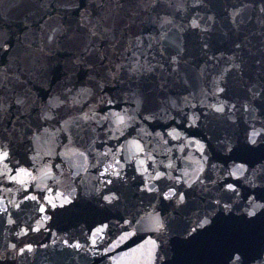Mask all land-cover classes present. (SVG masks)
Returning <instances> with one entry per match:
<instances>
[{
	"label": "water",
	"instance_id": "obj_1",
	"mask_svg": "<svg viewBox=\"0 0 264 264\" xmlns=\"http://www.w3.org/2000/svg\"><path fill=\"white\" fill-rule=\"evenodd\" d=\"M245 4L234 23L233 13ZM261 7L264 0H155V6L153 0H0V150L10 157L0 162V264H231L236 248L245 264H264V218L247 217L249 197L264 203V187L252 188L243 177L230 212H217L191 236L185 232L210 210L220 185L233 182L227 171L243 163L244 177L256 183L264 174V144L246 150L253 126L264 133V102L251 101L255 111L242 107L250 102L249 87H264V64L257 63L264 59ZM164 17L172 23L161 27ZM193 19L208 31L191 27ZM233 55L243 60V76L228 72L226 91L214 93ZM116 65L123 67L112 80ZM133 67L139 71L129 72ZM124 109L135 120L122 134L109 132L102 117ZM147 112L156 118L143 120ZM194 114L198 127H188L186 117ZM114 159L127 183L114 180L109 187L120 201L103 206L97 193L106 191L101 182L109 177L101 173ZM200 166L203 183L189 188L184 180ZM21 167L31 176H18ZM138 167L147 168L145 178L154 169L182 177L150 183L183 192L185 203L138 191ZM33 195L38 204L24 199ZM64 197L73 203L61 208ZM155 213L168 218L165 243L143 221ZM122 218L141 223L125 225Z\"/></svg>",
	"mask_w": 264,
	"mask_h": 264
},
{
	"label": "snow or ice",
	"instance_id": "obj_2",
	"mask_svg": "<svg viewBox=\"0 0 264 264\" xmlns=\"http://www.w3.org/2000/svg\"><path fill=\"white\" fill-rule=\"evenodd\" d=\"M153 6H155V0H153ZM249 7V5L245 4L242 6L241 9H237L233 13V18H234V23H235V17L239 16L243 10V8ZM260 11L264 13V7L260 8ZM209 19H212L209 17ZM172 21L166 17L161 18V27H163L164 24H170ZM191 27L200 29L201 31H208L207 28H201V25L197 22V20L193 19L191 23ZM235 48L239 49L242 47L241 43H236ZM6 47V45H5ZM207 47V45H205ZM229 60L231 63L228 65V68L225 69V72L221 74V76L217 79L215 83V89L214 93H224L226 91V86H227V81L224 80V76L232 71L235 70L240 76H243V69H242V64L243 60L242 58L237 62V56L233 55L229 57ZM79 62V61H78ZM172 62L173 64L177 63L176 58L172 57ZM258 64H264V59L258 60ZM123 67V65H116L114 66V70H111L109 72V76L112 80L118 79L119 74H120V69ZM139 69L133 67L129 68V72L131 73H137ZM94 79V77H91ZM221 81H223L225 86H221ZM97 86L98 87H103V84L99 81H97ZM161 87H163V84H161ZM83 92H91V89H83ZM247 91L251 94L250 95V102L245 103L242 105L243 109L245 112L248 111H255L254 108H251V101H255L257 99H260L262 102H264V87L260 89H256V86L253 85L247 89ZM186 99V98H185ZM108 104L114 103L113 100L109 99L105 101ZM17 103H21V101H17ZM51 104V101L49 102ZM137 103V108L139 109L143 103L142 97H139L136 101ZM173 106L175 107V103L173 102ZM213 110L216 113H221L223 114L225 112V107L223 105H211ZM231 107L235 108V105L233 104ZM147 111V110H145ZM179 111V109H178ZM45 119H51L52 117L48 116L45 114L43 117ZM135 115L131 114L127 109L122 110L121 112H112L110 114H107L102 117V119L110 125L109 127V132H119L122 134V130L126 127L129 126V122L135 120ZM156 118V114L153 112H147L146 115H142V119L145 121L153 120ZM87 119V117H85ZM199 117L196 116L195 114L191 117H186L187 120V126L188 127H198L197 121ZM262 119H264V113H262ZM99 123V122H97ZM262 128H264V123H262ZM174 131V130H173ZM168 136L172 137V139H180L179 134L173 135V132L167 133ZM260 138L259 140L257 138ZM34 139L38 140L39 137H34ZM209 140L212 139L211 136L208 137ZM248 144L251 145V148H247V151H252L254 148L259 144H264V133L257 131L255 127L253 126V130L251 132V135L247 137ZM192 141H190L191 143ZM200 145L201 149V157L202 159H207L206 156L203 154V149H204V144L200 143V141H195ZM220 144L224 146V151L225 152H231L232 151V146L227 143L225 140H220L218 141ZM164 143H168L167 140L164 141ZM137 147L140 149V151H143V146L137 143ZM81 156H83V153H80ZM105 156L108 155V153H104ZM9 154L6 151L0 150V162L7 161L9 160ZM155 163V161H153ZM141 166H143L144 161L140 162ZM5 167L7 165L5 164ZM166 169L167 168H172L173 165L168 164L164 166ZM203 171V167L200 166L197 169V174L195 175L194 179L191 180H184V183L189 187H193V184L199 181L201 184L203 181L200 179L199 173ZM247 171V167L245 164H237L235 168L231 171H227V175L232 178L233 182H223L220 185V190H219V195L217 198H214L211 201V206L210 210L205 214V216L202 219H199L197 222V226L194 228H191L190 230L185 229V232L188 236H191L192 233H196L197 229H203L206 226H209L213 223L212 217L215 216L217 212H224L228 213L231 211V202L234 200L235 196L238 195V187L236 181H239L242 177L245 179V182L250 185L252 188L256 187H264V174H261L257 177L259 183H256L255 181H250L246 177H244V173ZM137 172L139 173L141 177L140 184L137 186L138 191L140 192H146V193H153L155 192L158 196H160L164 201H175L176 205H182L185 203V196L184 193L181 192L179 195H177L175 189L171 186L165 185L167 187V191H162L161 188L157 187L156 184L150 183V181H160L161 183L167 181V180H174L175 182H180L182 177H173L170 172L168 171H161L158 169H154V174L153 173H148L147 177L145 178V173H147V168H142L138 167ZM102 176L109 177L108 179L103 180L101 183L104 185V189L106 191H98V196L99 199L104 201L105 204L103 206L107 205H114L118 204L120 201V195L118 194L117 191L114 190L113 187H109L110 185L114 184V180L116 182H121V183H127V180L125 179V175L122 172V167L120 165L119 160L114 159V164L109 165L104 169V171L101 173ZM188 174L185 173V176ZM18 176H23V177H30L31 173L28 171V169L21 167L18 171ZM114 178V179H113ZM16 179V178H14ZM135 179V177H133ZM17 182H19L22 186L27 184L28 181L26 179H19ZM49 191H51L49 189ZM71 195V193H70ZM25 200H31L36 202L37 204L39 201L37 200L36 196H25ZM47 203L51 205L52 209L57 208V204L54 202L53 199L47 198ZM73 201L68 198L64 197L63 202L59 205V207L63 208L66 204L71 205ZM248 203L251 206V210H247V217L249 219V222H254L257 217L258 213L260 217L264 218V203H259L255 202V197H249ZM19 208V205H17ZM6 210V209H5ZM39 211L41 212H46V209L41 206L39 208ZM123 219V218H122ZM144 223L153 231L157 232L160 237H161V243H165L166 241L164 240V237L168 233L169 229V224H168V218L162 217L159 215V213L155 214H149L147 217L143 218ZM141 223L140 220H129V219H123V223L125 225L131 226L132 223ZM104 228H107V225H102V227L96 229V233L93 234L95 236L96 234L100 233L103 231ZM126 235H130V233H126ZM121 240L125 239V236L120 237ZM153 246L156 247L155 241L152 242ZM93 244L95 245V239H93ZM81 246L79 244L76 245V248L79 249ZM31 250V249H29ZM23 251V250H21ZM231 264H245V259H244V252L240 248L235 249V255L232 257Z\"/></svg>",
	"mask_w": 264,
	"mask_h": 264
}]
</instances>
